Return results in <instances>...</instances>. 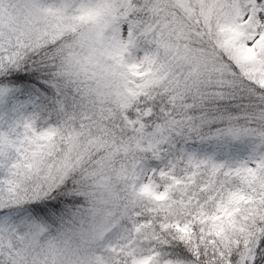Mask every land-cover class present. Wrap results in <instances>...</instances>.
<instances>
[{
	"label": "snow or ice",
	"instance_id": "obj_1",
	"mask_svg": "<svg viewBox=\"0 0 264 264\" xmlns=\"http://www.w3.org/2000/svg\"><path fill=\"white\" fill-rule=\"evenodd\" d=\"M0 264H264V0H0Z\"/></svg>",
	"mask_w": 264,
	"mask_h": 264
}]
</instances>
